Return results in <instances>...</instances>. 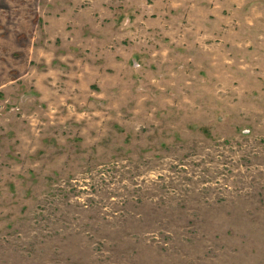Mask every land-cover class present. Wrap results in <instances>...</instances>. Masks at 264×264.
<instances>
[{
  "label": "rangeland",
  "instance_id": "rangeland-1",
  "mask_svg": "<svg viewBox=\"0 0 264 264\" xmlns=\"http://www.w3.org/2000/svg\"><path fill=\"white\" fill-rule=\"evenodd\" d=\"M224 1L0 0V264H264V0Z\"/></svg>",
  "mask_w": 264,
  "mask_h": 264
},
{
  "label": "crops",
  "instance_id": "crops-1",
  "mask_svg": "<svg viewBox=\"0 0 264 264\" xmlns=\"http://www.w3.org/2000/svg\"><path fill=\"white\" fill-rule=\"evenodd\" d=\"M218 2L220 1H223V6L225 7V4H224V0H217ZM226 1H228V3H233V1L234 0H226ZM215 1H213V3H214ZM214 6H208L207 8H208V10L211 12V14H214L213 12H212V8H213ZM232 10H234L235 11V9H236V7H232L231 8ZM216 15V14H215ZM218 16V15H217ZM244 22V21H243ZM256 22H259V21H256Z\"/></svg>",
  "mask_w": 264,
  "mask_h": 264
}]
</instances>
